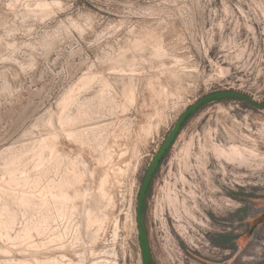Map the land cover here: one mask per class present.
<instances>
[{
    "label": "rangeland",
    "instance_id": "1",
    "mask_svg": "<svg viewBox=\"0 0 264 264\" xmlns=\"http://www.w3.org/2000/svg\"><path fill=\"white\" fill-rule=\"evenodd\" d=\"M224 92L264 104V0H0V264H144L147 171ZM142 218L151 264H264V109L200 106Z\"/></svg>",
    "mask_w": 264,
    "mask_h": 264
},
{
    "label": "water",
    "instance_id": "2",
    "mask_svg": "<svg viewBox=\"0 0 264 264\" xmlns=\"http://www.w3.org/2000/svg\"><path fill=\"white\" fill-rule=\"evenodd\" d=\"M225 98H233V99L242 100V101L249 103L250 105H252L254 107L264 109V104L263 105H257L252 100H250L247 96H245L243 94L235 93V92H224V93H217V94L208 95V96L202 98L201 100H199L197 103H195L192 107H190L187 111H185L180 116L176 125L174 126L172 131L169 133V135L165 139L164 143L160 147L158 153L156 154L155 158L153 159V161H152V163H151V165L147 171V174L144 178V181L142 183V187L140 190V194H139L138 205H137V223H138L139 240H140V246H141L144 264H151V256H150V250L148 247L146 230H145L144 222H143V218H142V210H143V203H144V200H145V197L147 194V190H148V187L150 186V183L153 179V176H154L156 170L158 169L162 158L166 155L168 149L170 148L172 142L174 141L175 137L179 133L184 122L189 117L193 116L202 104H204L208 101L215 100V99H225Z\"/></svg>",
    "mask_w": 264,
    "mask_h": 264
},
{
    "label": "bare ground",
    "instance_id": "3",
    "mask_svg": "<svg viewBox=\"0 0 264 264\" xmlns=\"http://www.w3.org/2000/svg\"><path fill=\"white\" fill-rule=\"evenodd\" d=\"M242 150L244 149H241L237 146H231L229 147V149H222L221 154L219 156H222L228 164H233L235 162H243L244 159L242 155Z\"/></svg>",
    "mask_w": 264,
    "mask_h": 264
},
{
    "label": "flooded vegetation",
    "instance_id": "4",
    "mask_svg": "<svg viewBox=\"0 0 264 264\" xmlns=\"http://www.w3.org/2000/svg\"><path fill=\"white\" fill-rule=\"evenodd\" d=\"M206 103H207V102H206ZM204 104H205V103H204ZM202 105H203V104H202ZM202 105H201V106H202Z\"/></svg>",
    "mask_w": 264,
    "mask_h": 264
}]
</instances>
